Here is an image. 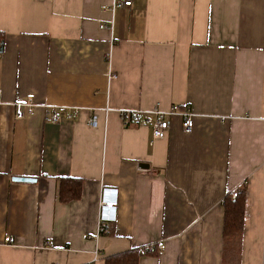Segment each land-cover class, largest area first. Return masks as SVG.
I'll return each mask as SVG.
<instances>
[{"label": "crops", "instance_id": "1", "mask_svg": "<svg viewBox=\"0 0 264 264\" xmlns=\"http://www.w3.org/2000/svg\"><path fill=\"white\" fill-rule=\"evenodd\" d=\"M115 1L0 0V264H105L152 244L140 264H223V201L243 190L239 264H264V0H131L100 29ZM28 100L61 122L43 107L17 120ZM173 107L191 134L167 117L151 144L122 122ZM62 177L84 180L81 200L59 203ZM103 190L117 220L96 240Z\"/></svg>", "mask_w": 264, "mask_h": 264}, {"label": "built area", "instance_id": "2", "mask_svg": "<svg viewBox=\"0 0 264 264\" xmlns=\"http://www.w3.org/2000/svg\"><path fill=\"white\" fill-rule=\"evenodd\" d=\"M132 1H119L116 0L111 8L112 18L109 21V24L100 25V29H107L110 26V29H113L114 26V14L117 9L131 7ZM116 79V75L111 74L109 80ZM43 107L46 110V120L54 124H59L62 120L59 109L50 107V106H39L33 100H28L23 103L14 104L15 116L17 120H24L27 116L32 115L36 108ZM72 113L67 114L65 117L68 120L74 119V117L80 115L82 109L74 108L71 109ZM176 107H173L168 114H164L159 109H154L150 112L142 111H122L121 118L124 127L131 126H141L150 128L152 131V142L154 144L156 141L163 140L167 137V134L170 130V121L167 117L180 116L182 118V129L185 134H191L194 129V114L189 109L184 111H179ZM107 113L110 112L108 108ZM92 128H98L99 121L97 116L89 121L88 124ZM238 196V191L232 194V198L235 199ZM117 206H118V192L114 190L113 193L110 190H103L102 201H101V216H100V225L98 236L96 240L102 235V233H107L109 224L116 222L117 220ZM111 214L109 215L108 213ZM155 247H158L159 250L162 249V244H152L147 246L148 250H154ZM97 257V256H96Z\"/></svg>", "mask_w": 264, "mask_h": 264}, {"label": "trees", "instance_id": "3", "mask_svg": "<svg viewBox=\"0 0 264 264\" xmlns=\"http://www.w3.org/2000/svg\"><path fill=\"white\" fill-rule=\"evenodd\" d=\"M4 39V34L0 33V48L4 42ZM58 183L59 186L57 194L59 203L70 204L81 200L84 180L73 177H62L58 179ZM223 208V264L224 258H227L229 253L228 248L234 243H236V248L238 249L237 255L235 257V264H239V259L241 256V243L245 233L246 191L243 190L238 192V196L235 199L232 198V194L228 195L223 201ZM103 234H106V232L102 233V235ZM158 254V247H155L154 250L151 251L147 249V246L143 248H135L106 257L105 264H140V261L143 258L157 257ZM234 259H232V261ZM225 263H227V259H225ZM230 264H232V262H230Z\"/></svg>", "mask_w": 264, "mask_h": 264}, {"label": "rangeland", "instance_id": "4", "mask_svg": "<svg viewBox=\"0 0 264 264\" xmlns=\"http://www.w3.org/2000/svg\"><path fill=\"white\" fill-rule=\"evenodd\" d=\"M228 255L227 258H224V264H230V262H232V264H235L236 262V255H237V251L238 249L236 248V243L232 244L231 247L228 248ZM235 258V259H234ZM225 259H227V263H225ZM232 259H234L232 261Z\"/></svg>", "mask_w": 264, "mask_h": 264}, {"label": "water", "instance_id": "5", "mask_svg": "<svg viewBox=\"0 0 264 264\" xmlns=\"http://www.w3.org/2000/svg\"><path fill=\"white\" fill-rule=\"evenodd\" d=\"M3 48H1L0 52H2ZM14 182H22V183H36L37 179L34 178H26V177H14Z\"/></svg>", "mask_w": 264, "mask_h": 264}]
</instances>
